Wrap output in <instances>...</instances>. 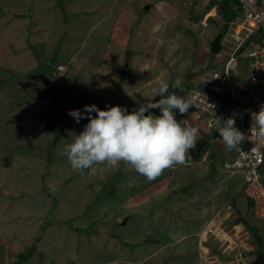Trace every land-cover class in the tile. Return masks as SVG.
<instances>
[{
	"label": "rangeland",
	"instance_id": "obj_1",
	"mask_svg": "<svg viewBox=\"0 0 264 264\" xmlns=\"http://www.w3.org/2000/svg\"><path fill=\"white\" fill-rule=\"evenodd\" d=\"M220 8L216 0H0V264L22 256L21 264H264V208L249 209L243 175L223 168L232 155L224 159L222 142L210 143L222 170L209 190L188 162L174 166L179 175L166 169L148 181L123 163L81 174L64 152L75 138L68 132L89 122L77 124L69 111L107 104L131 113L157 97L161 82L222 66L211 42L223 32L228 49L244 20L227 28ZM241 66L247 77L245 59ZM183 89L176 94L192 106L174 112L199 140L208 121ZM165 183L170 189L154 195ZM183 185L190 192L175 191ZM241 219L258 228L263 249ZM204 226L226 235L200 238ZM164 232L193 238L165 246L172 236Z\"/></svg>",
	"mask_w": 264,
	"mask_h": 264
},
{
	"label": "clouds",
	"instance_id": "obj_2",
	"mask_svg": "<svg viewBox=\"0 0 264 264\" xmlns=\"http://www.w3.org/2000/svg\"><path fill=\"white\" fill-rule=\"evenodd\" d=\"M216 1L221 6L224 0L221 2ZM230 10L233 13H238L234 21L242 17L240 10L235 11L233 9L232 1ZM225 35L223 34L221 39L222 47L220 53L213 54L211 52L213 55L221 56L222 66L213 68L212 70L221 69L227 59L224 56L223 50V42L225 41L226 43L227 40ZM210 71L201 73L197 77H192L190 80L183 82L177 80L171 86L167 82H161L158 89H153V92L158 93L157 97H161V99L157 102H151V100L148 103H141L131 113L128 112L127 108L120 106H109L107 110H100L96 105L85 106L82 111L79 109L69 111L68 115L77 124L81 120L86 119L89 121L80 134L68 132L70 138L75 137L64 148L72 170L83 174L85 170L92 168L95 164H105L107 167L114 168L123 163L135 170L139 175L145 177L148 181H152L159 177L166 169L172 168L177 164H184L188 151L195 147L199 130L192 127L188 120L176 117L174 110H178L183 115L192 106L187 97L177 95L176 90L184 91L183 85H185L188 88L189 94L191 83ZM170 88L174 89L171 93H169ZM150 109H159L161 114L159 116L146 115ZM92 113H95V116ZM251 115L253 128L255 127L260 135L264 136V106L261 107L258 113H251ZM215 119L217 124L216 130L219 131V135L222 137V140L219 141L228 148L229 157L232 155L233 159L234 149L237 147L240 149V143L245 137L235 127L234 118H228L223 122V126H221L220 119L216 117ZM214 129L208 133L211 138ZM234 174L241 176V173ZM241 187L245 193L244 186L241 185ZM249 201L252 202V207L249 206L250 202H247L249 209L253 210L254 202L251 199ZM228 203L229 201H227L224 207ZM221 216L222 212L220 211L216 217L211 219L212 225H217ZM242 222L243 219H241V224ZM217 231H220V233H217ZM221 233L225 237L226 234L223 230L217 227L210 230L208 226L206 228L204 226L199 237L209 238L211 235L210 239H212L213 237L221 236ZM199 244L203 246V243ZM201 264H203V261H201Z\"/></svg>",
	"mask_w": 264,
	"mask_h": 264
},
{
	"label": "built area",
	"instance_id": "obj_3",
	"mask_svg": "<svg viewBox=\"0 0 264 264\" xmlns=\"http://www.w3.org/2000/svg\"><path fill=\"white\" fill-rule=\"evenodd\" d=\"M231 1L233 9L242 12L238 19L244 20V25H240L243 31L231 35L235 42L224 49L227 59L223 67L194 80L189 94L201 119L208 121L210 131L217 127L215 117L221 126L228 118L235 119V127L245 139L240 149H234V157L225 168L243 175L241 185L258 210L264 208V136L253 128L251 113H258L264 106V0ZM242 59L247 61V77L241 71Z\"/></svg>",
	"mask_w": 264,
	"mask_h": 264
},
{
	"label": "crops",
	"instance_id": "obj_4",
	"mask_svg": "<svg viewBox=\"0 0 264 264\" xmlns=\"http://www.w3.org/2000/svg\"><path fill=\"white\" fill-rule=\"evenodd\" d=\"M125 94H129V93L125 92ZM131 96H132V94H131ZM203 135L205 137H201V138H199V140L196 139L195 147H193L192 149H190L188 151V153L186 155V161L185 162H188L187 165H189V166H187V167L192 168V167H195L196 166L197 169H195L194 171H197V173H200L199 176H202V179L200 180L201 187H202V184L204 183V181L207 182L206 185H203V187L201 189H204V187L206 186V189L209 190L211 188V186H212L211 185L212 180L215 179V175H219L220 172H221L220 170H222V169L219 168V163L221 161V157L220 156H217L218 153H213L212 152L210 143L211 142H214V141H212V138H211L210 135H208V132L207 133H204ZM209 136H210L211 139L208 138ZM218 143H220V142H218ZM224 159H229V155H227V153H225ZM184 164H182V165L180 164V166L183 167V168L186 167ZM177 169H178V167H174L173 166L172 168H169L167 171L171 173L172 171L177 170ZM180 171L177 170L176 172H173L172 175L173 176H175L176 174L179 175V172ZM215 172H216V174H215ZM234 176H230V177H234ZM179 181L182 182L183 179H180ZM208 183H210V184H208ZM192 185L193 184H191V186ZM185 186L183 185V187L180 189V191L175 186V191L181 192L183 189H185L187 192H190V191H188L187 187H185ZM170 187L171 186L168 185V183H165L164 186H163V188L162 189H159L154 195H159L160 194V191L161 192H166V191H168L170 189ZM196 187H199V185L197 183H195V188ZM190 196L192 198L191 199L192 201H195V202H197L196 200L199 201V198L196 197L195 195H190ZM175 197H177V198L178 197H181L182 198V195L180 193L178 195H175ZM209 198H210V195L209 194L204 197V201L202 203V204H204V206L201 205L202 208L200 209V211H203L206 214L209 213L212 210V208H213V206L211 207V206H209V204H206ZM180 204H182V203H180ZM179 207H181V206H179ZM179 212H182V211L180 210ZM193 220L194 219H193V215H192V218L190 219V222H191L190 224H193ZM163 235L172 236V238L170 239V241L167 244H165V246H168V245H176V243H177V245H179V243L181 241H183V240H191L193 238L192 235H191V233L190 234L189 233H185L184 235L180 236L178 239H177V237H175V236L173 237V235H171L169 233H165L164 232ZM186 246H187V244H184V248ZM164 250H166V249H164ZM171 260H172V257L168 258L167 259V262H164V264H166V263L170 264L171 262L174 261V260H172V261ZM173 263L175 264V262H173Z\"/></svg>",
	"mask_w": 264,
	"mask_h": 264
},
{
	"label": "trees",
	"instance_id": "obj_5",
	"mask_svg": "<svg viewBox=\"0 0 264 264\" xmlns=\"http://www.w3.org/2000/svg\"><path fill=\"white\" fill-rule=\"evenodd\" d=\"M230 2L231 1H229V0H224L222 2L221 11H220V12H222V15H223L224 20L226 22V27L227 28H228V24H230L232 21H234L235 18L237 17V15H238V13H233L230 10L231 9ZM191 78H192L191 76H188V78L186 80H190ZM186 80H184V81H186ZM98 108L100 110H106V109H108V105L107 104H99ZM177 118H179V117H177ZM262 174H263V178H264V165H263V168H262ZM250 206L252 207V202L251 201H250ZM243 222L245 223V225L248 226L249 231H251V233L253 234V236H255L256 242H258L259 245L261 246V249H263V242H262L261 237L258 234V228L253 227V226H250L244 219H243ZM20 259H21V261L18 264H21V262L27 260L28 257H23L22 256Z\"/></svg>",
	"mask_w": 264,
	"mask_h": 264
},
{
	"label": "water",
	"instance_id": "obj_6",
	"mask_svg": "<svg viewBox=\"0 0 264 264\" xmlns=\"http://www.w3.org/2000/svg\"><path fill=\"white\" fill-rule=\"evenodd\" d=\"M150 7L147 6L146 7V10H148ZM18 17V15H15ZM23 17V15H21ZM223 37V33H220L213 42H211V52L213 54H219L220 53V50H221V39ZM243 83H245V81H243ZM174 90L173 89H169V93L173 92ZM159 99H161V97H156L154 98L151 102H157ZM147 114H152V115H156V116H159L161 114L160 110L159 109H150ZM217 127L214 129L213 133H212V141L214 142H217L219 140H222V137H220L219 135V131L216 130ZM221 142V141H220ZM136 216L135 215H132L128 218H126L123 223H122V226H125L127 223H129V220H131V218H135Z\"/></svg>",
	"mask_w": 264,
	"mask_h": 264
}]
</instances>
